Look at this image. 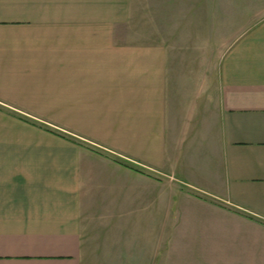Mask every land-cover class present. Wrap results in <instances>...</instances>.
<instances>
[{"label":"crops","instance_id":"crops-1","mask_svg":"<svg viewBox=\"0 0 264 264\" xmlns=\"http://www.w3.org/2000/svg\"><path fill=\"white\" fill-rule=\"evenodd\" d=\"M194 1L225 43L202 176L133 0H0V264H264V0Z\"/></svg>","mask_w":264,"mask_h":264},{"label":"rangeland","instance_id":"rangeland-1","mask_svg":"<svg viewBox=\"0 0 264 264\" xmlns=\"http://www.w3.org/2000/svg\"><path fill=\"white\" fill-rule=\"evenodd\" d=\"M195 2L133 0L131 28L137 31L136 40L165 42L170 48L174 94L182 104L187 100L191 109L187 107L186 118L191 123L188 129L194 146L203 150L202 153L199 150V155L195 153L202 166L198 174L202 176L204 171L216 166V160L205 151L218 115V61L225 43L210 34L209 12L204 8L195 12L198 6ZM187 151L184 150V155ZM181 161L189 163L185 159Z\"/></svg>","mask_w":264,"mask_h":264}]
</instances>
